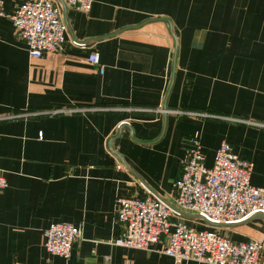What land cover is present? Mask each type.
I'll list each match as a JSON object with an SVG mask.
<instances>
[{"label": "crops", "instance_id": "obj_1", "mask_svg": "<svg viewBox=\"0 0 264 264\" xmlns=\"http://www.w3.org/2000/svg\"><path fill=\"white\" fill-rule=\"evenodd\" d=\"M27 1L3 0L5 14ZM55 2L65 43L40 59L0 20V264H177L162 243L115 245L116 201L172 205L192 136L207 167L226 142L264 187V128L224 119L264 125V0H92L88 13ZM53 223L81 228L68 260L43 248ZM221 234L264 243V219Z\"/></svg>", "mask_w": 264, "mask_h": 264}, {"label": "built area", "instance_id": "obj_2", "mask_svg": "<svg viewBox=\"0 0 264 264\" xmlns=\"http://www.w3.org/2000/svg\"><path fill=\"white\" fill-rule=\"evenodd\" d=\"M77 11L88 13L92 0H62ZM0 0V20L8 17L16 36L24 42L31 59L60 51L65 43L60 9L55 0H32L6 15ZM73 46L84 49L81 42ZM86 61L99 65V55L90 52ZM153 111V110H152ZM158 113L199 117V113L158 108ZM232 120L264 128L263 124ZM252 165L240 160L230 145L222 142L216 149L212 166L205 165L200 140L187 139L180 174L172 184L170 205L150 195L145 199L119 198L115 218L121 234L115 245L148 251L162 243V253L175 263L264 264V243L254 239L233 242L221 232L228 226L260 214L264 219V187L249 182ZM7 187L0 173V191ZM185 214L197 221H190ZM81 236V228L70 223H53L44 231L43 248L51 256L68 260Z\"/></svg>", "mask_w": 264, "mask_h": 264}, {"label": "water", "instance_id": "obj_3", "mask_svg": "<svg viewBox=\"0 0 264 264\" xmlns=\"http://www.w3.org/2000/svg\"><path fill=\"white\" fill-rule=\"evenodd\" d=\"M255 216H261L260 214H257V215H255ZM262 217V216H261ZM263 218V217H262Z\"/></svg>", "mask_w": 264, "mask_h": 264}]
</instances>
